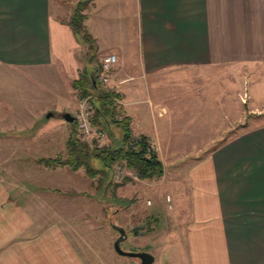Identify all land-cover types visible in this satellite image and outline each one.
<instances>
[{"label":"crops","instance_id":"crops-1","mask_svg":"<svg viewBox=\"0 0 264 264\" xmlns=\"http://www.w3.org/2000/svg\"><path fill=\"white\" fill-rule=\"evenodd\" d=\"M77 1L0 0V264H95L93 248L78 245L71 222L77 213L68 209L82 189L63 192L40 184L43 176L69 166L45 165L42 159L52 156L33 151L52 148L59 134L61 154L53 157L64 155L73 119H63L62 113L72 112L76 102L70 79L96 76L90 67L79 71L77 53L88 47L68 23ZM83 10L97 54L112 52L118 59L106 74L110 89L120 96V114L129 117L131 135H145L158 157L157 144H169L179 131H173L162 95H151L131 80L157 79L178 69L231 71L233 64L246 66L250 74L264 65V0H88ZM31 67L50 70L69 99L61 109L55 104L28 107V125L37 121L31 134H9L14 113L2 104L1 93L5 100L13 95L12 78L30 76L24 69ZM126 79L127 89L122 87ZM127 92L133 95L125 101ZM262 105L248 108L259 111ZM221 107L226 113V106ZM219 142L203 155L202 150L185 155L172 148L169 171L160 157L170 207L166 205L168 230L159 249L177 245L175 264H264V124ZM69 168L78 171L80 166ZM27 169L33 174L25 177ZM29 177L34 185L28 184ZM82 191L87 204L88 190ZM154 212L156 219L160 214Z\"/></svg>","mask_w":264,"mask_h":264},{"label":"rangeland","instance_id":"rangeland-1","mask_svg":"<svg viewBox=\"0 0 264 264\" xmlns=\"http://www.w3.org/2000/svg\"><path fill=\"white\" fill-rule=\"evenodd\" d=\"M62 16L64 17V15ZM84 50L85 48H82L77 53V55L79 54L77 58L80 60V73L85 67H90L96 75L99 74V60L101 59L97 54V47L87 50V54L84 53ZM88 54L93 55V58H87V61L86 56ZM85 61L87 62L85 63ZM116 66L114 65L110 71ZM232 67L231 71L230 69L224 70L223 67L178 69L157 79L137 77L130 81L133 84L136 83L137 86L140 85L142 90L144 89L145 92L151 95L161 94L168 104V115L173 119L171 121L173 131H179L177 134L172 135L169 144H164V142L157 144L159 145L158 154L164 161L165 169L168 171L171 162L175 159V156L173 160L171 157L172 148L175 151H181L185 155H190L195 150H198V152L202 150L199 153L203 155L204 152L219 144L220 139H227L230 135L247 127L260 123L264 124V79L258 78V74H264V65L250 74L245 72L246 66L244 65L233 64ZM25 72L30 76H25V74L24 76H14L12 78L13 95H7L8 99L5 100V93H1L2 104L6 105L8 110H13L14 113V126L10 128L9 134H25V136L31 134L37 121L35 125L31 123L28 125L29 119L27 116L32 113L28 111V107L32 110L34 108L39 110L46 104L50 106L55 104L57 108L61 109V103L69 99L65 96L67 88H63L61 92L55 80L52 79L51 76L54 74L50 70L31 67L24 69ZM47 74L50 75L47 77ZM74 76L76 77V75ZM97 83L102 87L110 88L108 76L106 82H99L98 80ZM127 84L126 79L122 87L127 89ZM132 95L127 92L125 101L129 100ZM75 98L76 102L74 104L77 106L78 102L83 99L78 97L77 90H75ZM116 103L119 104V101H116ZM255 104H261L262 109L256 111L248 108ZM222 105L226 106L224 107L227 109L225 110L226 113L221 107ZM74 106L71 108L72 112L76 108ZM2 107L4 106L2 105ZM72 112L70 113L72 114ZM166 115L163 118H166ZM17 118L19 119L16 120ZM58 119L55 118V120ZM241 122H244V126L240 125ZM106 129L102 128V135L94 138L96 143L101 145L109 142L117 143L121 135L119 127L114 122H109L106 124ZM189 130L192 133L189 134ZM76 132L82 138L78 130ZM59 133L61 135V130ZM181 133H185L184 136H180ZM59 137L61 136L57 134L56 143L50 149H43V146L33 149L35 155L42 157L60 155L62 149ZM29 171H31L30 174H33V169H27V173L23 175H27ZM104 172V175L100 172L95 173L90 180L82 166L78 171H72L69 167H62L60 171L56 169L54 172L43 176L41 182L39 180L38 182L40 184L55 185L63 192H67L70 188L88 190L86 192L89 197L87 204H83V197L81 196L84 191L79 190L77 201H72V207L67 206L72 213H77L76 218L71 222L73 223L72 229L74 228V231L79 234L78 245L81 246L84 243L83 247L86 245L90 249L93 248L92 255L95 264H133L137 261V258L118 255L114 251L112 240L118 234L110 226L111 222L119 224L127 230L128 234L120 242L122 248L131 249V251L145 249L151 252L154 259L149 264H175L174 258L176 257L177 245H164L161 250L159 249L161 242H165V239L162 238L168 230L165 211L168 212L169 209L164 201V190L167 191V188H169V182L162 184L164 175L154 179H140L134 174L135 171L130 168L127 169L123 163L117 161L112 162L108 168H104ZM164 174L166 175V173ZM28 184L34 185L35 179L30 178ZM75 201L76 203H74ZM67 206L62 204L61 209H67ZM162 208H165L163 216L160 213V211H163ZM154 210H157L160 214L156 219L154 218ZM131 226L136 227V233L129 232ZM180 246L181 244L178 246L179 250ZM179 256L178 258L181 260V256ZM91 257L89 253L88 260L90 262ZM98 260H100V263H98Z\"/></svg>","mask_w":264,"mask_h":264},{"label":"trees","instance_id":"trees-1","mask_svg":"<svg viewBox=\"0 0 264 264\" xmlns=\"http://www.w3.org/2000/svg\"><path fill=\"white\" fill-rule=\"evenodd\" d=\"M88 0H78L68 18V23L77 39L87 45V49L94 47V39L90 35L84 24V8ZM92 56V55H91ZM71 86L77 90L79 98L88 97L91 113L89 120L91 124L97 125L101 129H106V124L114 122L120 129V138L117 143L97 144L95 139L90 141L80 138L76 132L74 119L68 136L65 140V153L62 156L42 159L45 165H68L71 168L82 166L86 175L93 177L97 172L104 175V168L112 162H121L127 169L135 171L138 178H157L161 175L162 162L154 145H151L148 138L143 134L131 135L129 129V117L120 114V107L116 103L117 92L110 88L102 87L97 83L96 76L79 75L71 80ZM244 126V122L240 123ZM107 133L109 131L106 129ZM99 165V166H97ZM102 176V175H101Z\"/></svg>","mask_w":264,"mask_h":264},{"label":"built area","instance_id":"built-area-1","mask_svg":"<svg viewBox=\"0 0 264 264\" xmlns=\"http://www.w3.org/2000/svg\"><path fill=\"white\" fill-rule=\"evenodd\" d=\"M100 73L96 75V80L99 82L107 81V74L110 69L117 63V58L114 53L109 52L101 55L100 57ZM76 108L73 110L72 115L76 123V129L82 135V138L90 141L92 138H97L102 135L101 128L97 125L91 124L90 117V103L88 97H82ZM167 194L164 199L167 207H170V198Z\"/></svg>","mask_w":264,"mask_h":264},{"label":"water","instance_id":"water-1","mask_svg":"<svg viewBox=\"0 0 264 264\" xmlns=\"http://www.w3.org/2000/svg\"><path fill=\"white\" fill-rule=\"evenodd\" d=\"M62 117L63 119L69 121L73 119V115L69 113V111H64V113H62ZM110 226L115 229L118 234L112 240V246L114 247L113 249L116 253H118V255L121 254L130 257H137L139 258V261L136 264H149L154 259L153 254L145 249L131 251V249L122 248V246H120V241L127 235L125 228L119 224L117 225L114 222H111Z\"/></svg>","mask_w":264,"mask_h":264},{"label":"flooded vegetation","instance_id":"flooded-vegetation-1","mask_svg":"<svg viewBox=\"0 0 264 264\" xmlns=\"http://www.w3.org/2000/svg\"><path fill=\"white\" fill-rule=\"evenodd\" d=\"M125 231H126V233H127V230H126V229H125ZM129 232H130V233H133V232L136 233V232H137L136 227H135V226H131V228H129ZM127 234H128V233H127ZM122 240H123V239H122ZM122 240H121V241H122ZM121 241H120V242H121ZM130 258H132V257H130ZM133 258H137V257H133ZM138 259H139V258H137V261H136L135 263H133V264L138 263V261H139Z\"/></svg>","mask_w":264,"mask_h":264}]
</instances>
